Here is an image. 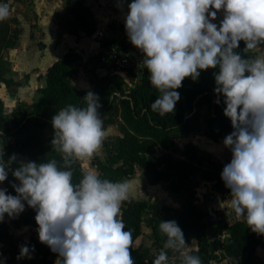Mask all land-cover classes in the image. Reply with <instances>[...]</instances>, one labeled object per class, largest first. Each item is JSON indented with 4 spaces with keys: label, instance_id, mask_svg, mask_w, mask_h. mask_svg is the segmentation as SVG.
<instances>
[{
    "label": "clouds",
    "instance_id": "9594fccd",
    "mask_svg": "<svg viewBox=\"0 0 264 264\" xmlns=\"http://www.w3.org/2000/svg\"><path fill=\"white\" fill-rule=\"evenodd\" d=\"M126 0H118L123 9ZM223 18L215 23L217 13ZM11 16L0 3V22ZM128 40L142 54L151 87L159 93L151 109L160 116L174 113L185 78L197 81L213 69L214 103L232 131L223 138L231 152L220 173L231 207L247 227L264 235V0H130L124 15ZM241 42L243 47H241ZM84 106L67 104L51 117V151L59 159L5 160L0 153V185L8 181L15 195L0 186V222L16 219L32 208L40 243L57 254L60 264H135L131 233L121 219V205L132 182L102 178L87 162L106 137L102 107L89 91ZM81 176L74 182L75 166ZM9 174L14 178L9 181ZM165 249L186 246L177 222L161 220ZM17 260L34 258L35 246L20 244ZM6 257L0 253V264ZM153 264L170 262L161 251ZM180 264H201L185 253Z\"/></svg>",
    "mask_w": 264,
    "mask_h": 264
},
{
    "label": "trees",
    "instance_id": "16d2710c",
    "mask_svg": "<svg viewBox=\"0 0 264 264\" xmlns=\"http://www.w3.org/2000/svg\"><path fill=\"white\" fill-rule=\"evenodd\" d=\"M68 2L71 4L74 16L68 24L69 32L77 36L80 31L85 34L93 33L96 23L90 7L84 0H68ZM4 31L2 27L0 42L3 41L0 43V49L15 43V36H10ZM39 44L42 46L41 42ZM241 47H243L242 42ZM100 54L91 58L95 63L88 68L91 69L96 83L91 92L100 98L102 107L98 111L109 115L115 113L117 106L115 96H117L123 121L120 135L111 139V142L107 139L103 140L106 149L105 159L102 160L96 155L92 163L95 164L102 178L114 182L132 176L137 167L143 168L150 173L152 183L165 181L168 190L178 192L183 207L181 211H176L165 205L164 212L160 214L157 212L156 201L148 203L146 199H139L126 200L122 203L121 219L125 230L131 233L130 248L133 259L138 255L134 243L142 232L143 224L150 227L154 241L159 242L169 256L171 249H165L167 237L161 233L159 225L161 220L174 219L182 229L186 243L193 238L196 240L197 248L191 249L189 254L198 255L201 264H216V261L226 257L241 256L245 257L236 259L233 264H261L249 254L254 253L258 247L264 248V235L252 232L245 221L236 219L230 224H225L228 237L224 239L219 236L220 231H217L214 239L209 238L206 232L205 211L194 202L193 177L199 169V162L194 158H175L168 152L156 155L158 147L176 148L175 130L184 134L202 131L211 139L221 142L232 131L230 120L223 114V104L214 103L216 96L213 91L215 85L212 73L215 70L201 72L197 81L185 78L182 82L183 86L177 89L181 99L176 104L175 112L160 116L151 109V103L159 93L149 84V73L145 67L140 80L128 90H123L109 73L96 72V63ZM79 58V53L70 48L61 57L55 59L46 70L45 84L39 88L40 99L32 102L28 107L18 105L9 115H5L0 100V142L5 151V160L13 153L17 154L18 159L28 153V159L33 161L54 157L59 159L51 151V117L67 104L86 105L83 97L89 92L74 86L70 79L71 74L78 70ZM117 91L118 95H116ZM202 111L204 112L202 121L205 124L203 130L199 121ZM189 147L193 149L192 146ZM221 169V163H213L212 167L202 171V176L205 179H217L218 182L217 172ZM80 176L81 169L77 165L74 182H78ZM9 177H12L11 174ZM215 185L219 186L216 182ZM6 188L11 194H16L11 186ZM149 208L153 210L152 213L144 215L145 210ZM35 215V211L26 205L25 211L16 219L11 220L5 215L4 221L0 223V229L8 227L11 221L16 225L27 224L38 227L34 219ZM7 241L11 252L8 264H60L57 254L39 242L37 232L27 239L11 235L7 237ZM24 243L35 246L34 258L31 260L16 259L18 246ZM160 252V250L156 252L155 257L148 260V264H153Z\"/></svg>",
    "mask_w": 264,
    "mask_h": 264
},
{
    "label": "crops",
    "instance_id": "0c3cea01",
    "mask_svg": "<svg viewBox=\"0 0 264 264\" xmlns=\"http://www.w3.org/2000/svg\"><path fill=\"white\" fill-rule=\"evenodd\" d=\"M128 2H130V0H126L123 9H121L117 6L118 0L85 1V4H87L91 9L96 23V28L91 34H85L84 32L80 31L79 35L77 36L70 33L67 26H65V29L61 34L58 28L59 24L57 23V21L52 22L53 18H55L51 14V12L53 13V11L48 10V14H43V17L39 20L40 38L38 39V42H35V37L38 30L33 29V27H30L32 31L30 29L28 31L27 47L22 49L21 45L18 46L19 42H17L15 38L14 45L6 48V50H8V60L11 63L8 64L9 67L7 69L3 68L0 71V100L2 102V112L5 115H9L12 110H14L18 105L28 107L32 102L39 100L41 96L39 88L45 84V74L48 66L55 59L61 57L70 48L74 49L80 55V58L78 60V70L72 73L70 76L72 83L77 88H82L86 91H92L95 88L96 83L95 78L92 76L91 69H88L95 63V60L93 61L91 58L96 54H100L108 42L118 41L124 36L125 32L123 17L127 12ZM222 18L223 12H218L217 19L213 22L219 23V20H221ZM50 21L52 23H50ZM40 42L42 43V46H39ZM112 77L113 80H115L119 84V88H122L123 90H128L140 80V77H135L133 74L127 71L115 73L112 75ZM115 102L117 106L114 114L109 115L107 113L100 112L101 117L104 121V129L106 132L105 139H107L108 136L111 134H113L114 137L121 134L120 126L123 120L117 96H115ZM200 126L202 130L205 128L204 123ZM51 131L53 133V129ZM207 137L210 138L202 131L193 134H184L181 133L179 130H175L174 140L176 148L173 149L161 147L160 150H162L163 152L170 153L175 158L188 159L185 147H187L188 145L192 146L195 150L199 149L202 151L208 149L209 147L206 148L200 144L202 140L212 142L206 139ZM213 144L220 143L213 142ZM28 156L29 154L26 153L23 154L20 158L21 160H24L28 159ZM97 157L102 160H104L106 157V149L103 143L102 148L97 154ZM91 161L92 159L87 162L88 166L97 170L95 164H93ZM218 163L221 162L218 161ZM223 167L224 166L222 164V168ZM142 169L143 168L137 167L136 171L139 170V172H141ZM203 170L204 169H201L199 167L197 173L193 177V183L195 188L194 202L197 205H199V202L201 201V199L199 198H202L201 194H199L201 192H198L199 186H203L201 187V190H206L205 193L211 192L213 189L222 192V190L215 185L217 179L203 178ZM136 171L132 176L123 177L117 182H121V180L124 178H129V180L135 179L139 173ZM147 183L143 185L144 187H137L136 185L130 195L137 196L145 193L147 187L149 188L161 185L163 190L166 191V193L174 194L175 197L173 198V203H181L179 193L176 191L168 190L165 187V181H157L152 183L150 181L149 173V180L147 181ZM158 203H160V201H158ZM164 203L167 202L165 201ZM236 219L245 221L244 217H237L235 215V217H233V220L228 222L227 224H230ZM27 227H29V225ZM222 239H224V237ZM259 248L261 247H258L256 250H259Z\"/></svg>",
    "mask_w": 264,
    "mask_h": 264
},
{
    "label": "rangeland",
    "instance_id": "374dc122",
    "mask_svg": "<svg viewBox=\"0 0 264 264\" xmlns=\"http://www.w3.org/2000/svg\"><path fill=\"white\" fill-rule=\"evenodd\" d=\"M0 3L8 4L11 10V16L7 20L0 22V31L3 27V29L5 30L4 32H6L10 36H15L16 41L19 42L18 46L21 45L22 49L27 47L28 31L29 29L32 31L30 27H33V29L38 30L35 37V42L39 41V20L43 17V14H48V10L53 11V13L51 12V14L55 18H53L52 22L57 21V23L59 24L58 28L61 34L64 31L65 26H67L68 28V24L71 20L74 19L71 4L70 2H68V0H0ZM52 22L50 21V23ZM2 41L0 43H2ZM8 59V50H6V47L0 49V71L3 68L7 69L9 67L8 64H10L11 62ZM96 72L108 73L109 70L97 65ZM110 74L112 76L114 73ZM203 115L204 112L202 111L199 117V121L202 125ZM113 137V134L109 135L107 141L111 142V139H113ZM206 139L212 142L202 140L200 144L206 148L209 147L208 149H205L203 151L199 149L194 150L189 146L185 147L188 158H194L195 160H197L201 169L210 168L212 167L213 163H218V161H220L223 166L226 163L230 162L231 152L228 148H225L223 146L222 142H216L208 137ZM213 142L220 144H213ZM0 145H2L1 142ZM160 148L161 147L157 148L156 155H159L163 152L162 150H160ZM222 169L217 172L218 182H216V184L219 185L218 188L221 189L222 192L213 189L211 192L205 193L206 190H201V187L203 186L198 187V192H201L199 194H201L202 197L199 198L201 199L199 205L205 211V221L207 224L206 232L210 239H214V237L217 236V231H220L221 234L219 236L221 237V239L223 237H228V230L225 224L232 221L233 217H235L233 208L230 204L231 197L228 196L229 190L225 187L223 181L221 180L220 173L222 172ZM136 172H139V170ZM13 180V177H9V181ZM125 180L131 181L132 187L134 189L136 185L138 187L143 186L147 183V181L149 180V172L144 171L142 169L135 179L129 180V178H124L121 180V182ZM0 186L7 187L11 185L8 181H5L4 184ZM174 197V194L166 193V191H164L162 186L160 185L149 188L147 187L145 193L137 196L129 195V198L127 200L134 201L144 198L147 199L148 203H153L154 201H156L158 204L157 212L162 214L164 212L163 207L166 204L167 206H170L176 211H181L183 209L181 203H173ZM158 201H160V203H158ZM165 201L167 203H164ZM145 211L146 212H144V215H149V213H152L153 210L149 208ZM24 225L25 224L16 225L11 221L8 227L0 229V253L3 254V257L7 258L5 264H8L7 261L11 257V252L8 249L9 243L7 241V237L13 235L17 238L27 239L36 232L37 227H25ZM134 244L137 247L138 252L137 257L134 259L135 264H148V260L151 258L153 259L155 257L154 255L156 254V252H158L159 250L164 251L163 246H161L159 242L154 241L150 227L146 224H143L142 232L136 239ZM196 248V240L193 238L188 243H186V246L184 248L178 251H169L170 262L180 264L181 257L185 253L189 254V251L191 249ZM249 255L257 259L259 262H261V264H264V248H259V250H256L254 253H250ZM244 257L245 256H241L239 258L226 257L224 259L216 261V264H233L236 259H242Z\"/></svg>",
    "mask_w": 264,
    "mask_h": 264
},
{
    "label": "built area",
    "instance_id": "2783aa9c",
    "mask_svg": "<svg viewBox=\"0 0 264 264\" xmlns=\"http://www.w3.org/2000/svg\"><path fill=\"white\" fill-rule=\"evenodd\" d=\"M96 65L108 69L109 74L127 71L135 77H141L144 69L142 54L130 43L126 32L120 40L111 41L104 47ZM118 94L117 91L116 95ZM3 152L0 145V153Z\"/></svg>",
    "mask_w": 264,
    "mask_h": 264
},
{
    "label": "water",
    "instance_id": "95a60500",
    "mask_svg": "<svg viewBox=\"0 0 264 264\" xmlns=\"http://www.w3.org/2000/svg\"><path fill=\"white\" fill-rule=\"evenodd\" d=\"M24 226H25V227H27L28 225H27V224H25Z\"/></svg>",
    "mask_w": 264,
    "mask_h": 264
}]
</instances>
